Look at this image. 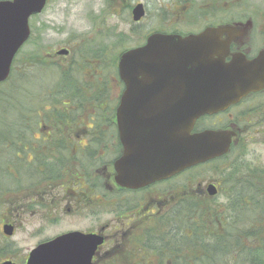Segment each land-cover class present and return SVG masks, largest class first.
Returning a JSON list of instances; mask_svg holds the SVG:
<instances>
[{"label": "flooded vegetation", "instance_id": "obj_1", "mask_svg": "<svg viewBox=\"0 0 264 264\" xmlns=\"http://www.w3.org/2000/svg\"><path fill=\"white\" fill-rule=\"evenodd\" d=\"M53 1L56 0H46L43 9L29 17L30 30L33 29L32 20ZM90 1L94 7H98L101 2L100 8L96 10L98 14L110 11L112 15L118 17L122 7L127 9L129 24L133 27H140L135 31L140 40L134 47L143 45L154 33L185 37L189 34H198L206 27L231 25L234 31L221 35L222 41L229 39L226 61H230L235 55L253 61L264 52V26L255 25L250 17L239 21H234L228 15L225 18H218L215 0H164L166 1L164 6L158 4L155 9L158 17L154 18L153 13L150 21L147 22L145 20L149 16L147 1L131 0L124 4L122 0ZM224 1L227 10L232 8L231 0ZM137 4L142 5L143 14L135 20L133 10ZM219 9L225 8L220 7ZM248 20H251V23L243 25ZM59 49H66L68 53L56 55L58 58L66 59L70 55V47L64 46L57 50ZM51 56L47 54L48 59ZM254 70L258 71L261 77L262 86L260 88L247 92L239 101L228 107L220 108L216 112L203 113L196 119L191 130L192 134H199L206 130L226 131L231 134L228 151L201 165H211L223 160H227V165H236L237 157L248 153L249 145L264 146V56L254 65ZM122 90L117 98L116 106ZM62 108L69 110L71 107ZM99 108L104 116L109 115L107 111L110 108L113 109L111 122L103 119L98 126H95L87 113H94L90 107H87L75 120L53 119L49 125H44L43 120L40 121L42 117L40 113V118L36 123L37 129L40 128L41 131V127L45 126L49 130L45 135H40V133L35 135V129L32 135L25 136L23 139L27 140L21 146L27 162L37 159L36 155L42 149L49 150L46 155L48 154L50 160L49 167L35 163L37 168L33 171V175L29 176L33 178L30 182L26 180L28 175L23 174L20 184L24 197L23 204L27 205V208L33 207L42 212L43 218L51 223H57L62 216L75 219L72 227L38 239L32 248L60 234L77 231L84 234H99L104 237L103 243L96 248L92 256V264H157L159 260L164 264H184L186 260L190 261L192 258L185 256L182 248L155 249L153 232H151L155 221L162 218L167 223L169 212L175 204L182 207L187 184L184 180L186 170L139 188L119 185L115 180L117 172L114 169V163L123 157L127 149L122 140L118 119L120 107ZM137 108H132L130 115L132 127L127 131L129 135L127 144L133 143L132 148L128 147V149L133 153L135 167L144 164L146 157L153 151L151 145L161 139L160 125L163 117V107H158L156 113L137 111ZM179 111L178 107V115ZM35 141L39 146H35ZM90 154L94 161L91 167L88 161ZM241 168L238 173H242V176L246 175L245 180L248 186L244 203L249 208L252 199L258 193L259 198L264 200V165L254 166L253 169L246 166ZM254 176L257 178L251 179ZM23 179L27 183L23 182ZM225 180L222 174H218V180L206 181L203 187H200L199 183V187L196 186L197 192L214 202H217L214 199L220 196L224 198L223 201H226L228 192L227 199L229 200L233 196L234 185L225 184ZM250 180L257 184L260 192L250 188ZM208 185L214 186L213 194L207 191ZM251 191L257 194L254 195ZM107 206L115 210L116 220L90 226L88 223L90 215L100 216L101 209ZM4 224H11L13 231L16 226L0 217L1 236L6 238L2 230ZM163 235L171 237L170 232H165ZM31 249L22 255L20 262L18 258H12V256H9V259L14 264H26ZM236 252L238 253L235 249L228 250L226 264H235L239 261ZM241 264H264V249H254L253 255L250 254V249L244 250Z\"/></svg>", "mask_w": 264, "mask_h": 264}, {"label": "water", "instance_id": "obj_2", "mask_svg": "<svg viewBox=\"0 0 264 264\" xmlns=\"http://www.w3.org/2000/svg\"><path fill=\"white\" fill-rule=\"evenodd\" d=\"M45 1L0 0V82L7 79L15 54L29 38V16L40 12ZM142 14L143 7L137 4L134 19ZM248 24L250 21L245 22ZM232 31L233 27L224 26L206 27L185 37L154 33L142 46L119 55L117 72L124 89L117 105L118 119L127 147L123 157L114 163L119 185L139 188L228 151V132L206 130L191 134V130L201 114L228 107L262 86L254 65L264 52L253 61L240 55L225 61L229 39L222 41L221 35ZM67 53L66 49L56 51L57 55ZM133 107L148 113L163 107L161 139L151 145L152 153L137 167L130 152L133 143L127 144ZM213 187L208 185L209 194L214 193ZM3 233L10 236L13 226L4 224ZM103 240L98 234L67 232L38 244L29 252L26 264H92V256ZM0 264L14 262L5 260Z\"/></svg>", "mask_w": 264, "mask_h": 264}, {"label": "rangeland", "instance_id": "obj_3", "mask_svg": "<svg viewBox=\"0 0 264 264\" xmlns=\"http://www.w3.org/2000/svg\"><path fill=\"white\" fill-rule=\"evenodd\" d=\"M131 0H122V3L130 2ZM148 2V17L145 19L146 22L150 21L151 15L154 13V18H157L156 7L158 4H164V0H140ZM233 6L229 10L224 6V0H215L217 9V17L225 18L226 15L231 17L234 21L244 20L248 17L252 18L253 23L258 26H264V0H231ZM99 4V2H98ZM101 4V2H100ZM99 6H93L90 0H56L50 2L45 6V9L32 20L33 29L31 30V37L20 49L15 62L14 68L25 72L31 70L32 73L35 67L32 66V62L29 64L30 59L35 57V54H51L48 61L54 60L56 65L69 64L72 60L70 54L66 59L58 58L55 51L61 47H70L74 49V53L78 48L82 49V56L85 61L82 64V73L85 74V80L88 82H96L99 80V90H107L109 104L116 105L117 98L120 91L122 90V82L117 77V58L120 52L125 49L138 45L139 36L136 35L135 31L139 30L140 27H133L128 22L127 9L120 10L118 17L111 14L110 11H106L103 14H98L96 11ZM220 7L225 9H219ZM96 11V12H94ZM162 11V9H160ZM160 18L161 15H160ZM36 61V58L35 60ZM50 63V62H49ZM115 66V67H114ZM46 67H48L46 65ZM38 70L39 66L36 67ZM47 68H41L42 73H36L33 77H30L27 82L23 85V95H28L32 91H39L42 85L46 87L51 86L57 79V75L54 72L46 73ZM92 72L94 74H92ZM97 80H96V79ZM84 81V82H86ZM94 89V88H93ZM90 89L89 95L94 96L95 90ZM22 91V89H21ZM21 104H28V97H21ZM18 101V97H17ZM91 104H86L84 107H90ZM18 105L15 103V107H4V112H0V130L6 128V125H13V131L19 128L18 123ZM26 108V107H20ZM2 109V108H1ZM2 117L6 120L5 125L2 121ZM42 119H40L41 121ZM38 122V121H37ZM36 122V123H37ZM35 123V125H36ZM44 125L51 124L50 121L43 119ZM49 130L48 127H41L36 129L35 135H45ZM27 131V130H26ZM37 147V141H35ZM32 145H34L32 143ZM39 146V145H38ZM48 157V154L46 155ZM46 157V158H47ZM44 158L36 162L44 167H49L50 160ZM264 165V146L260 144H251L248 147V153H244L237 157L236 167L241 168L243 166L253 167ZM248 165V166H247ZM210 165H204L199 167L197 170V176L193 178L189 185L193 187H203L206 181L218 180V171L211 170ZM242 170V168H241ZM9 171L15 174L13 167H9ZM242 173H233L234 178L242 177ZM23 178V177H22ZM189 175H184V180H189ZM31 177H26V180L30 182ZM25 179L23 182L27 183ZM199 181V182H198ZM11 185V179L4 176L0 172V184ZM29 188V187H28ZM21 188L4 190L0 188V217L9 220L14 223L16 228L12 236L3 238L0 230V247H8L11 245L10 253L6 256H12V258H18L20 262L22 255L33 247L38 239H42L46 236H51L54 233L70 228L75 223L74 218L70 216H62L57 223H51L45 220L42 212L36 208H27L24 203L23 192ZM215 205L216 210L219 214H230L233 215L232 210L228 209L227 203L224 198L217 197ZM210 203L212 202L209 200ZM214 202V201H213ZM25 208H24V206ZM102 214L100 216H91L89 218V225L95 226L97 223H111L116 220L115 210L111 206H107L101 209ZM245 217L249 216L248 212L244 213ZM49 219V218H48ZM52 220V219H49ZM242 223L234 224V229H254L256 224L254 221H247L240 219ZM22 222V223H21ZM256 229V227H255ZM254 229V230H255ZM264 246V245H262ZM108 248V246L106 247ZM8 249V248H7ZM5 254L0 251V260L4 258Z\"/></svg>", "mask_w": 264, "mask_h": 264}, {"label": "trees", "instance_id": "obj_4", "mask_svg": "<svg viewBox=\"0 0 264 264\" xmlns=\"http://www.w3.org/2000/svg\"><path fill=\"white\" fill-rule=\"evenodd\" d=\"M81 53H83L81 48H78L75 53L72 49L70 54L73 58L66 66H55V61H48L46 55L35 54V57L29 61V64L32 62V66L35 67L32 73H29L31 70L25 72L16 70L13 63L10 75L4 82L0 83V112L3 114L4 107H15V103H17L18 121L16 123L19 125V128L13 131L14 124L6 125L7 122L2 117L6 128L0 130V172L10 178L12 184H0L1 189L18 190L23 174L32 176L33 171L37 168L35 163L38 161L42 163L41 160L47 157L46 153L49 150L42 149L36 155L37 159L33 162H27L21 147L27 141L23 140L24 137L32 135L34 130L37 129L35 123L40 118V113H42V120L50 122L53 119L75 120L87 108L84 105L91 104L90 108L94 110V113H87L89 118H92L91 120L95 126H98L103 119L111 122L113 109L108 110L107 108V114L109 115L104 116L99 108L113 107L112 103L107 102V90L98 89V84L101 82L96 78V82L85 80V74L82 73V64L85 59ZM35 58L36 61H34ZM37 66L40 70L36 68ZM43 67L47 68L44 70L46 73H56L57 79L54 84L49 87L42 85L39 91H32L28 95H23L25 89L23 85L30 77L35 75V71L39 74L42 73L41 68ZM92 74L94 73L92 72ZM90 89L96 91L93 97L89 95ZM23 96L28 97L29 105L26 103L21 104L20 99ZM20 107L26 108L20 109ZM62 107L71 108L67 110ZM88 161L91 167L94 163L92 154H90ZM210 166L226 178L225 184L234 185L233 196L228 200L227 192L225 201L228 209L232 210L233 215L219 214L215 205H213L214 203H210L206 196H201L197 192L196 187L187 183L182 207L175 204L171 209L167 220L169 224L163 221L162 218L154 223L151 231L153 232V247L155 249L163 247L184 249L185 256L192 258L190 261L186 260L184 264H226L228 250L235 249L238 251L235 254H238L239 257V261L235 264H241L244 250L250 249V254L253 255L254 249H264V246H262L264 245V200L259 198V193L251 191L252 194L257 195L252 199V204L248 208L244 203L248 186L245 180L246 175L240 178L232 176L233 173L236 175L240 168L235 165H227V160L214 162ZM9 167L14 168L15 174L9 171ZM191 171H188L187 175L193 179L195 173L189 174ZM256 178L257 176H254L251 179ZM250 181V188L260 192L257 184L252 180ZM245 212L250 215L245 217ZM240 219L247 221L248 225L249 221H254L256 224L254 229L255 227L256 229L251 228L245 231L239 229L237 231L236 228L234 229V224L236 226V223H242ZM165 232H170L171 237L164 236L163 233L165 234ZM10 249L11 245L0 247V251L5 254L4 257H7L6 254L10 253ZM198 250L200 251L198 252ZM157 264H164V262L159 260Z\"/></svg>", "mask_w": 264, "mask_h": 264}]
</instances>
